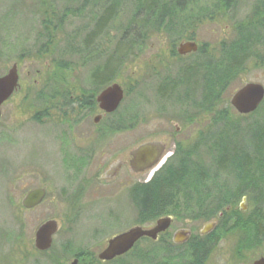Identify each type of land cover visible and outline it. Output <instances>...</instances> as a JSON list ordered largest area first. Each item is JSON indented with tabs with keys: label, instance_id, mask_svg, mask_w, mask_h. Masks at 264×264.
<instances>
[{
	"label": "flooded vegetation",
	"instance_id": "af4514ba",
	"mask_svg": "<svg viewBox=\"0 0 264 264\" xmlns=\"http://www.w3.org/2000/svg\"><path fill=\"white\" fill-rule=\"evenodd\" d=\"M44 2L47 3L46 6ZM210 3L207 0H83L79 4L64 5V8L67 7L66 11L62 15L57 14L56 22L64 26L74 21L79 24L76 36L84 55L82 65L78 70L64 66L54 68L48 62L44 67H38L42 63L36 57L38 50L31 48L29 52L20 51L19 58L12 67L0 74V78H4L16 67L18 76L17 89L2 105V112L6 103L22 89H27L31 99L30 110H35L29 118L39 127L51 124L52 128L53 107L39 111L36 109L37 87L41 83L39 76L45 80L47 103L53 104L57 99L54 111L61 114L57 124L62 128L59 131H44L40 144L52 145L54 141L63 153V166L66 170L71 168L81 172L95 166L100 170L104 167L98 177L100 184L115 183L125 173L129 182L136 180L134 185L144 188L151 185L167 186L169 192H174L172 200L178 202L185 199L190 204L184 211L188 218L215 220L218 216L223 219L224 212L219 211V204L232 202L233 205L226 206L225 210L238 216L241 234L238 246L244 250L247 244L255 246L261 240L264 241V99L258 109L248 115L240 114L232 106L231 99L247 84L264 87V79L244 83L231 97V109L225 95L231 83L242 72L249 70L264 74V0H211ZM17 4L21 17L29 14L32 21H39L42 25L40 34H35L34 30L35 41L52 37L56 16V3L53 0H18ZM124 6L127 9L125 33L114 46L104 34L109 26L117 24L120 9ZM222 25L232 29L234 27L231 34L236 35L242 46L236 62L239 69L232 78L229 76L230 53L223 49L215 51L208 42L200 45L197 39L198 28ZM135 26L142 28L144 39L168 33V37H176L175 41L180 42L176 48L173 45L170 52L161 51L159 55L150 57L145 66L143 84L145 89H150L149 94L152 92L153 97L144 100L146 112L142 128L145 135L137 145L133 142L134 115L131 111L128 112L125 124H122L123 118L117 115L129 96L127 89L118 83L120 77L117 75H121L123 64L133 56ZM48 43L41 45L39 50L46 57L52 54ZM189 43L196 44L197 51L181 54V46ZM103 44L107 45L105 49H102ZM162 55L164 56L161 58ZM171 68L179 74L176 82H170L165 77V72ZM149 69L151 70L147 71ZM43 73L46 76L41 77ZM218 73H223V76H216ZM231 79L233 80L229 83ZM114 84L122 87L124 99L117 111L107 113L101 109L98 98ZM232 110L243 118L241 121L244 124L232 119ZM255 117L257 119L253 120ZM141 147L142 154L136 156L135 152ZM71 150L72 154L69 153ZM104 151L110 152V162L107 160L102 166ZM236 154L242 160L241 167L230 164L231 156ZM69 156H72V160L67 162ZM245 159L246 162H243ZM35 163L39 164L37 161ZM31 166L35 167L33 164ZM114 166L119 171L112 178L108 173ZM39 189L45 191L41 204L33 209L24 208L26 196ZM49 189L50 185L45 183L27 191L20 202L23 210L32 212L46 204ZM164 217L174 219L172 228L177 221L176 216L171 213L161 218ZM214 220L211 222H216L218 226V222ZM155 225L156 223L148 229ZM182 229L186 228L177 229L173 236ZM37 230L32 241L34 249L36 252L49 253L53 246L46 252L37 249ZM189 230L192 232L190 240L178 246L189 247L193 245L190 244L191 240L207 237L201 236V229L200 239L194 235L193 228ZM14 239L20 238L16 236ZM21 240L25 241L22 237ZM210 245L206 244L205 247ZM193 246L202 248L204 243L199 242ZM81 256L85 257V253ZM262 258L264 256L256 261ZM4 259L5 256H0V262ZM75 261L80 264L76 255L72 264ZM52 262L56 264L58 261L53 259Z\"/></svg>",
	"mask_w": 264,
	"mask_h": 264
},
{
	"label": "rangeland",
	"instance_id": "374dc122",
	"mask_svg": "<svg viewBox=\"0 0 264 264\" xmlns=\"http://www.w3.org/2000/svg\"><path fill=\"white\" fill-rule=\"evenodd\" d=\"M207 1L210 3L211 0ZM53 2L56 3L55 22L52 26L53 39L52 37L40 38L35 41V34H40L42 31L40 22L34 19L32 21L27 13L26 16L21 17L20 10L17 8L18 0H0V74L1 72L4 74L12 67V64L19 58L20 51L29 52L31 48L38 50L36 57L42 61L38 67H44L48 62L54 68L64 66L78 70L82 65L84 55L81 52V43L76 36L80 28L79 24L74 21L71 24H65V26L59 25L56 18L57 14L62 15L66 11L67 7L64 8V5L79 4L83 0H53ZM120 10L119 14L121 15L117 24L109 26L104 34L107 35V41L111 40L114 46L116 43L118 44L125 33L127 9L124 6ZM34 30H36L35 34ZM137 30L135 26L133 35L137 32L138 39L133 45V56L123 64V69H120L122 70L121 75H117L120 77L118 83L127 89L129 95L117 115L123 118L122 124H125V115L128 112L131 111L134 115V145L140 143L145 135L142 128V119L146 112L144 100L153 97L152 92L149 94L150 89H145L143 84L145 66H147L150 57L159 55L161 51L168 53L172 50L173 45L176 48L180 44L175 41L176 37H168V33L165 34L166 36L160 35L156 38L144 39L143 30L141 34ZM232 30L234 27L232 29L225 25L201 27L197 29V39L200 45L203 42H208L215 51L223 49L230 53L231 49L229 50L227 47L237 39L234 33L231 34ZM134 31L136 32L134 33ZM134 37L136 36L134 35ZM46 42L51 45L52 54L48 56L49 58L41 55L39 51L40 46ZM106 46L103 44L102 49H105ZM228 60L231 62V59ZM165 73V77H168L170 82H176L179 78L177 70L172 68ZM215 75L221 78L223 73ZM43 76L46 74L43 73L41 77ZM40 79L38 76L41 83L37 87L36 109L39 111L46 107H53L51 112V115L54 116L52 128H50L51 124L39 127L29 118V115L33 114L35 110H30L29 100L31 99L28 97L27 89H22L4 105L0 119V256L2 258L5 256L0 264H55L52 262L53 259L58 261L56 264H72L75 255L79 258L80 264H140V262H131V258L105 263L99 260L98 254L106 247L108 240L114 236L136 226L148 229L156 223L154 221L146 225L139 224V210L135 205L133 193L136 189L144 188V186L134 185L136 180L129 182L125 173L115 183L100 184L98 177L104 167L100 170L94 164L95 167L87 171L80 172L71 168L66 170L63 166V153L59 151V146L54 141H52V145L40 144V137L44 131L62 130L57 124L60 122L61 114L59 111H54L57 99L53 101V104L47 103L45 80ZM263 79V73L250 72L249 70L237 75L232 83L233 79L229 82L231 85L225 95V98L228 99L227 104L230 106L231 97L244 83L262 81ZM57 92L60 91L57 90ZM26 98L29 99L25 100ZM34 100L33 97V105L35 104ZM231 115L233 120L244 124V121H241L243 118L233 110ZM256 119L255 117L253 120ZM171 130L173 131V128ZM71 151L70 154L73 153ZM70 157L72 156H69L67 162L72 160ZM109 157L110 152L104 151L101 157L102 166L107 160L109 161ZM36 161L39 164H36ZM32 164L35 167L31 166ZM35 172L37 174H34ZM45 183L50 185L48 202L35 211L25 212L20 202L26 192ZM178 202L176 208L174 207V214L179 218L176 216L177 221L170 232L166 235L162 234L165 237L161 236L160 239L169 240L172 243L173 233L179 228H193L194 235L199 238L200 229L209 222L201 218H188L184 211L190 204L185 199ZM237 205L236 207H238ZM48 220H56L59 223V234L55 237L53 248L49 253L36 252L32 243L35 232L40 225ZM215 220L219 223L220 219L217 216ZM240 235L239 228L237 231L227 234V237L210 252L205 264H254V261L264 256L263 240L255 246L247 244L244 250L238 249ZM6 236H10L9 240H6ZM16 236L20 239L22 237L25 241L14 239ZM151 243L155 244L151 240H142L139 243L140 249L151 248ZM185 250H187V246H181L176 252L185 254ZM82 253H85V257L81 256ZM147 254L150 255V253ZM164 256L163 253L150 255L149 263L164 264Z\"/></svg>",
	"mask_w": 264,
	"mask_h": 264
},
{
	"label": "water",
	"instance_id": "95a60500",
	"mask_svg": "<svg viewBox=\"0 0 264 264\" xmlns=\"http://www.w3.org/2000/svg\"><path fill=\"white\" fill-rule=\"evenodd\" d=\"M197 51L196 44L189 43L182 45L179 52L183 55ZM18 85V76L16 67H13L9 74L0 78V119L2 117V105L10 99L15 93ZM124 99V91L118 84H114L107 88L99 96L98 101L103 111L114 113L117 111ZM264 99V87L259 84H247L240 89L231 99L232 106L242 115L254 113ZM98 121V120H97ZM143 147L139 148L135 155L142 154ZM119 168L114 166L108 175L115 178L118 175ZM45 196L42 189L29 193L23 201V207L33 209L41 204ZM174 219L172 217H164L156 222L155 227L145 229L136 226L122 234L116 235L108 240L107 247L103 250L98 258L101 262H112L129 254L135 246L143 239H151L157 241L159 236L166 233L172 226ZM216 222H210L201 229V236H207L215 231ZM60 230L59 223L56 220H50L41 225L36 233V247L41 252L49 251L53 246V239ZM191 230L182 229L177 231L173 236L175 245H183L190 240ZM75 261L73 264H77ZM254 264H264V258L256 261Z\"/></svg>",
	"mask_w": 264,
	"mask_h": 264
},
{
	"label": "trees",
	"instance_id": "16d2710c",
	"mask_svg": "<svg viewBox=\"0 0 264 264\" xmlns=\"http://www.w3.org/2000/svg\"><path fill=\"white\" fill-rule=\"evenodd\" d=\"M137 31L139 34H141L142 28L137 27ZM136 31H134L135 33ZM136 37H134V45L135 41L138 39L137 32L134 34ZM229 47V48H228ZM227 49H231L230 51V69H229V76L233 77L235 74H237L239 66L237 65L238 61V55L240 50L242 49V46L238 39L233 41ZM231 47V48H230ZM231 77V78H232ZM232 80V79H231ZM232 82V81H231ZM246 157L248 154L245 155ZM246 162V159L243 161ZM240 163H242V160L238 158V154H236L234 157L231 156L230 164L236 165L238 164L240 167ZM232 173V169H230ZM174 192H169L168 187L165 186H149L145 188H139L136 189V191L133 193L135 205L139 210V224L146 225L150 224L151 222L157 221L162 216L167 214H174V207L178 205L179 202H176L175 200H172L171 196H173ZM220 209L219 211L224 212V218L219 220L218 226L215 229V231L207 236L206 238L199 239L200 240H191L190 244H196L199 242L204 243V247L197 248L192 246L187 247V250H185L184 253H177L176 250L180 249L181 246L177 247L173 243L169 242V240H163L160 239L159 242L152 244L151 248H148L147 250H141L139 243L136 245V247L125 257L117 259L115 262L122 261L123 259L131 258V262H140V264H150L149 259L151 258L150 255H156L158 253L165 254L164 256V264H183L182 262H185L184 264H205L206 259L208 258V255L211 251L220 243L222 242L226 237L227 234L237 231L239 227L238 222V216L231 213L226 212V206H232V202L227 203H220ZM179 218L178 215L174 214ZM204 221L211 222L213 219L211 218H201ZM150 222V223H149ZM165 237V236H162ZM143 241H150L149 239H144ZM206 244H211L209 247H205ZM239 249V247H238ZM147 253H150L148 255Z\"/></svg>",
	"mask_w": 264,
	"mask_h": 264
}]
</instances>
